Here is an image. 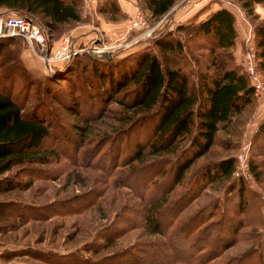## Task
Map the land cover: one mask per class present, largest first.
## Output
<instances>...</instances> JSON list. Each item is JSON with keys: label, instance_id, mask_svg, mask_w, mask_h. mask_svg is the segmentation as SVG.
<instances>
[{"label": "rangeland", "instance_id": "1", "mask_svg": "<svg viewBox=\"0 0 264 264\" xmlns=\"http://www.w3.org/2000/svg\"><path fill=\"white\" fill-rule=\"evenodd\" d=\"M74 1L79 21L60 24L55 31L47 33L48 50L55 52L67 40L68 50L74 52L72 55L61 62L46 64L35 48L32 49L25 41L16 37H10V43L1 53L0 75L3 71H11V95L16 101L24 103L23 114L38 116L46 122L51 138L43 142V147L54 148L58 156L46 163L15 166L2 176L4 181L12 182L13 188L0 192V264H100L105 258L117 255L142 241L162 240L159 235L146 234L141 227V204L142 200L160 195L159 189H163V185H170L171 181L165 179L163 174L159 176L163 180L158 184L152 181L149 185H143L148 189L144 194L136 193L140 190L142 177L133 182V187L130 188L118 185L114 170H107L112 163L108 159L114 157L115 166H120L127 160V157L121 156L116 160L115 152L122 150V146L118 149L114 144L116 139L112 143L110 141L116 131L125 128L124 124L118 122L123 110L117 99L121 100L123 94H118L115 101L103 103L105 97L100 96L101 88L98 87L99 92L90 85L85 86V91H88L86 96L94 97L99 107L88 111L81 106L76 111L67 106L66 99L84 100L85 94L78 90L80 83L76 80L81 75L77 71L72 74L74 88H70L66 85L69 83L51 77L49 73H53V66H61L71 56L85 52L89 54V50H86L93 47L107 52L113 59L127 56L133 60L132 57L138 52H156L151 39L161 30L171 33V38L179 37L187 45L184 36L186 33L176 31L175 27L190 21L194 14L183 19L190 11L197 8L196 13L202 7L207 8L208 4L217 1L186 0L180 6L179 3L178 7H173L171 16H162L157 20L147 15L141 0ZM226 2L235 10V22L240 21L246 29V36L243 40L238 39L232 50V62L241 70L243 54L253 44V26L264 24V3L257 6L254 4L251 13L247 14L237 0H225ZM185 4L189 6L183 9ZM176 8H180V11H174ZM3 12L0 9V16L15 15L14 12ZM136 17L144 20L142 27L132 26ZM186 30L191 32V28ZM199 42H202L201 38L193 37L189 46ZM183 53L184 55L169 54L168 64L180 65L187 71L190 80L195 82L198 63L194 58L201 62L197 55L203 51H188L185 47ZM80 59L87 61L86 57ZM208 72H212V69L209 68ZM89 78L93 79L92 76H86L84 80L88 82ZM260 92L229 127L217 132L215 144L193 162L184 179L174 185L166 196L169 202L179 201L187 190L186 187L194 183L192 179L202 167L218 158H236V174L243 176L248 188L261 196L260 219L256 224L242 228L236 241L223 250L213 263L228 258H242L250 250L260 247L264 240V171L257 181L247 173V160L252 153V145L257 146L259 141L254 135L257 127L264 122V84ZM131 136V141H134L137 132L133 130ZM106 139L109 142L102 144ZM126 143L124 148L128 150ZM100 147L102 148L98 154L88 159L86 155L90 149ZM149 159V163L156 160ZM262 159L264 158L261 156L260 160ZM116 168L127 171L126 168ZM151 168L156 170L157 166ZM155 170H150L147 174L151 175ZM148 178L151 180L153 176ZM148 178H145V184ZM227 183L208 184L198 197L190 198L184 204L181 216H191L225 195L232 198L233 194L226 191ZM227 197H224L225 202ZM225 208L227 212V204ZM252 215L254 222L258 216L256 212ZM216 216L217 212L212 219ZM104 238H110L109 245L103 243ZM160 248L164 251V245ZM133 252L137 254V251ZM166 254L164 251V255ZM125 258L122 256L119 260L105 261L103 264H122ZM255 260L251 258L247 264H255Z\"/></svg>", "mask_w": 264, "mask_h": 264}, {"label": "trees", "instance_id": "2", "mask_svg": "<svg viewBox=\"0 0 264 264\" xmlns=\"http://www.w3.org/2000/svg\"><path fill=\"white\" fill-rule=\"evenodd\" d=\"M141 1L147 15L157 20L162 16H171L173 7H178L179 3L180 6L186 0ZM237 1L247 14L251 13L254 4L264 3V0ZM76 6L74 0H0V9L5 13L28 15L46 33L55 31L60 24L79 21ZM200 10L190 17L189 22L175 27L176 31L186 33L187 45L179 37L171 38V33L161 30L151 39L156 52H138L132 57L133 60L127 56L99 58L85 52L71 56L61 66H53V73H49V76L69 83L66 85L70 88H74L72 74L77 71L81 75L76 80L80 83L78 90L85 94L84 100L66 99L67 106L76 111L81 106L88 111L99 107L94 97L86 96L88 91H85V86L90 85L96 90L101 88L100 96L105 97L103 103L115 101L118 94H123L121 100L117 99L123 110L118 122L124 124L125 128L116 131L110 141L112 143L116 139L114 144L118 149L122 146V150L115 152L116 160L120 156L127 157V160L115 166L114 157L108 159L112 163L107 169L114 170L118 185L131 188L133 182L142 177L140 190L136 193L144 194L148 189L143 185H149L152 181L158 184L163 180L159 178L163 174L165 179L171 181L170 185H163V189H159L160 195L142 200L141 204V227L146 234L159 235L162 240L142 241L105 258L100 264L119 260L122 256L126 257L122 264H247L251 258L256 259L255 264H264V240L260 247L250 250L242 258L213 263L223 250L236 241L242 228L256 224L260 219L261 196L248 188L243 176L236 174L235 157L218 158L202 167L179 201L169 202L166 198L172 187L184 179L193 162L215 144L217 132L229 127L255 99L248 75L232 62L237 37L234 15L221 6L197 20ZM187 28H191L190 33L186 32ZM253 33L255 68L261 73L264 84V24L253 26ZM193 37L201 38L202 42L190 47L189 42ZM9 39L0 38V57L10 43ZM185 47L188 51H203L197 55L201 62L194 58L198 63L195 82L190 80L187 71L180 65L168 64L169 54L184 55ZM82 57H86L87 61L80 59ZM209 68L212 72H208ZM10 72L3 71L0 75V192L13 188L12 182L1 178L15 166L46 163L58 156L54 148L43 147V142L51 138L46 122L38 116L23 114L24 103L16 101L11 95ZM86 76L93 79L89 78L86 82ZM133 130L137 136L131 141ZM255 133L254 137L259 141L257 146L252 145L247 173L257 181L264 171V159L260 160L261 156L264 158V122ZM103 141L101 143L105 145L109 139ZM125 143L128 150L124 148ZM101 148L90 149L86 155L88 159L97 155ZM149 158L156 160L149 163ZM154 165L157 166L156 170L151 168ZM116 167L126 168L127 171H119ZM150 170L155 171L148 175ZM145 178H148L147 184ZM225 181L228 182L227 193L233 194L232 198L225 195L229 201L226 198L225 202L224 196L191 216H181L187 201L198 197L208 184ZM226 204L229 208L227 212ZM216 212V218L212 219ZM255 212L258 219L253 222L252 214ZM103 243L109 245L110 238H104ZM162 245L166 255L160 248ZM133 251H137V254Z\"/></svg>", "mask_w": 264, "mask_h": 264}, {"label": "built area", "instance_id": "3", "mask_svg": "<svg viewBox=\"0 0 264 264\" xmlns=\"http://www.w3.org/2000/svg\"><path fill=\"white\" fill-rule=\"evenodd\" d=\"M215 1L225 3V0ZM143 25L144 20L141 17H136V19L132 21V26L142 27ZM148 35L149 34H146V36ZM1 37H16L22 39L29 47L36 49L37 53H39L41 59L44 60L46 64L49 62H61L64 58L74 53L68 50L67 40H65L63 45L59 49H56L55 52H52L50 49L48 50V39L45 29L28 15L0 16V38ZM250 41H252V37ZM86 51L99 53L101 49L93 47ZM242 69L248 75L250 84L254 89V96L257 97L261 93L263 79L261 73L255 68V53L252 43L243 54Z\"/></svg>", "mask_w": 264, "mask_h": 264}, {"label": "crops", "instance_id": "4", "mask_svg": "<svg viewBox=\"0 0 264 264\" xmlns=\"http://www.w3.org/2000/svg\"><path fill=\"white\" fill-rule=\"evenodd\" d=\"M188 1H189V0H188ZM192 1L194 2V0H192ZM189 4H190V3H189ZM189 4H185V5L183 6V9H184V7H185V8H188L187 6H189ZM257 5H258V4H256V6H257ZM221 6L227 8L230 12H232L233 15H235V10H233V9L231 8L232 6L228 5L227 2H226V3L216 2V3H214V4H208L207 8H204L203 11H201V12L198 14V16H197V20H201V19H203L208 13L214 11L215 9H217V8H219V7H221ZM234 8L237 9L238 12H240V9H239V8H237L236 6H234ZM179 9H180V8H176V9H174V11H176V10H177V11H180ZM181 9H182V8H181ZM262 9H263V7H262ZM196 10H198V9L196 8V9H194V11H190L187 15L184 16L183 19H185V18L188 19L192 14H195L194 12H195ZM177 11H176V12H177ZM199 16H200V17H199ZM234 26H235V30H236V33H237V37H236V41H235V44L237 45V40H238V39L243 40L244 36H246V29H245V26L243 25V23H241L240 21H238V22H235V21H234Z\"/></svg>", "mask_w": 264, "mask_h": 264}, {"label": "water", "instance_id": "5", "mask_svg": "<svg viewBox=\"0 0 264 264\" xmlns=\"http://www.w3.org/2000/svg\"><path fill=\"white\" fill-rule=\"evenodd\" d=\"M90 55L94 56V57H99V58H107L109 56V54L107 52H89Z\"/></svg>", "mask_w": 264, "mask_h": 264}]
</instances>
